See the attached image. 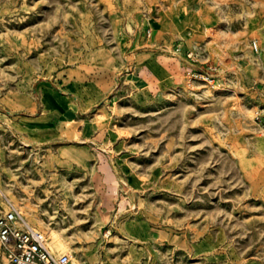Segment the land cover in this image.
<instances>
[{"label": "rangeland", "instance_id": "rangeland-1", "mask_svg": "<svg viewBox=\"0 0 264 264\" xmlns=\"http://www.w3.org/2000/svg\"><path fill=\"white\" fill-rule=\"evenodd\" d=\"M262 116L264 0H0V213L75 264H264Z\"/></svg>", "mask_w": 264, "mask_h": 264}, {"label": "built area", "instance_id": "built-area-1", "mask_svg": "<svg viewBox=\"0 0 264 264\" xmlns=\"http://www.w3.org/2000/svg\"><path fill=\"white\" fill-rule=\"evenodd\" d=\"M254 49L257 45L253 42ZM187 57L193 60L192 53ZM213 69L207 67V71L200 72L193 66H189L184 73L187 82L192 79H209L208 72ZM256 128L264 134V117H257ZM111 230L103 232V239L110 237ZM0 246L4 257L9 264H75L67 252L52 250L46 242L44 234L32 227L22 216L17 206L9 202L7 208L0 213Z\"/></svg>", "mask_w": 264, "mask_h": 264}, {"label": "bare ground", "instance_id": "bare-ground-1", "mask_svg": "<svg viewBox=\"0 0 264 264\" xmlns=\"http://www.w3.org/2000/svg\"><path fill=\"white\" fill-rule=\"evenodd\" d=\"M54 244H56L58 247H61L62 246V243L56 241L55 239H54Z\"/></svg>", "mask_w": 264, "mask_h": 264}, {"label": "crops", "instance_id": "crops-1", "mask_svg": "<svg viewBox=\"0 0 264 264\" xmlns=\"http://www.w3.org/2000/svg\"><path fill=\"white\" fill-rule=\"evenodd\" d=\"M107 241H109V238L107 239Z\"/></svg>", "mask_w": 264, "mask_h": 264}]
</instances>
